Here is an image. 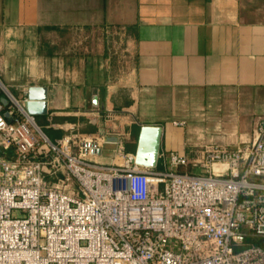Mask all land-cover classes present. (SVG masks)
I'll return each instance as SVG.
<instances>
[{
  "label": "crops",
  "instance_id": "1",
  "mask_svg": "<svg viewBox=\"0 0 264 264\" xmlns=\"http://www.w3.org/2000/svg\"><path fill=\"white\" fill-rule=\"evenodd\" d=\"M0 79L48 87L37 120L53 140L74 126L126 145L135 124L158 125L159 163L191 159L264 117V0H0Z\"/></svg>",
  "mask_w": 264,
  "mask_h": 264
},
{
  "label": "built area",
  "instance_id": "2",
  "mask_svg": "<svg viewBox=\"0 0 264 264\" xmlns=\"http://www.w3.org/2000/svg\"><path fill=\"white\" fill-rule=\"evenodd\" d=\"M27 91L0 79V264H264V117L234 146L171 152L162 171L105 130L51 139Z\"/></svg>",
  "mask_w": 264,
  "mask_h": 264
},
{
  "label": "water",
  "instance_id": "3",
  "mask_svg": "<svg viewBox=\"0 0 264 264\" xmlns=\"http://www.w3.org/2000/svg\"><path fill=\"white\" fill-rule=\"evenodd\" d=\"M28 100L26 108L29 113L39 116L48 112V87L31 85L27 91ZM8 116L9 113L6 112ZM12 120V118H10ZM163 141V127L144 124L141 126L137 148L135 150L136 162L146 167L155 168L159 165L161 146Z\"/></svg>",
  "mask_w": 264,
  "mask_h": 264
},
{
  "label": "trees",
  "instance_id": "4",
  "mask_svg": "<svg viewBox=\"0 0 264 264\" xmlns=\"http://www.w3.org/2000/svg\"><path fill=\"white\" fill-rule=\"evenodd\" d=\"M141 126L138 124H135L133 127V132H132V136L126 141V149L129 150H133V147L135 146V149L137 147V142H138V136H139V132H140ZM47 134V132H46ZM48 135V134H47ZM49 136V135H48ZM134 149V150H135ZM255 239L252 237H248L246 244L249 245L252 242H254Z\"/></svg>",
  "mask_w": 264,
  "mask_h": 264
},
{
  "label": "rangeland",
  "instance_id": "5",
  "mask_svg": "<svg viewBox=\"0 0 264 264\" xmlns=\"http://www.w3.org/2000/svg\"><path fill=\"white\" fill-rule=\"evenodd\" d=\"M115 43H117V45L121 46L122 41L121 40H119V41L116 40ZM12 92L14 93V95L16 97H18V98L22 97L21 93H18V92L14 91V90H12ZM174 122H178V123L181 124V123H184L186 121L185 120H175ZM134 149H135V146L133 147V151H134ZM155 169L162 170V171H169V170H171V166L169 164H164V163L161 162V163H159V165L157 167H155ZM192 171L193 172H199V169H193ZM13 215L14 216H21L22 214L19 211H14Z\"/></svg>",
  "mask_w": 264,
  "mask_h": 264
},
{
  "label": "bare ground",
  "instance_id": "6",
  "mask_svg": "<svg viewBox=\"0 0 264 264\" xmlns=\"http://www.w3.org/2000/svg\"><path fill=\"white\" fill-rule=\"evenodd\" d=\"M217 169L218 168H221V167H223V165H221V164H216V166H215Z\"/></svg>",
  "mask_w": 264,
  "mask_h": 264
}]
</instances>
